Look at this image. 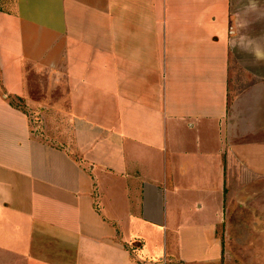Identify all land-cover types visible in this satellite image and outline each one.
<instances>
[{"label": "crops", "instance_id": "crops-1", "mask_svg": "<svg viewBox=\"0 0 264 264\" xmlns=\"http://www.w3.org/2000/svg\"><path fill=\"white\" fill-rule=\"evenodd\" d=\"M4 4L0 264H264V0Z\"/></svg>", "mask_w": 264, "mask_h": 264}, {"label": "rangeland", "instance_id": "rangeland-1", "mask_svg": "<svg viewBox=\"0 0 264 264\" xmlns=\"http://www.w3.org/2000/svg\"><path fill=\"white\" fill-rule=\"evenodd\" d=\"M5 1H6V0H5ZM5 1H4V0H0V9L5 7V6H4V5H5V4H4ZM2 3H3V4H2Z\"/></svg>", "mask_w": 264, "mask_h": 264}]
</instances>
